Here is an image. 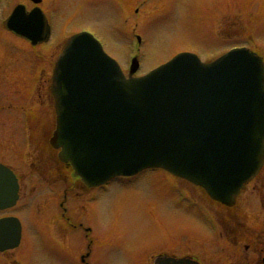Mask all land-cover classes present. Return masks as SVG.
I'll return each instance as SVG.
<instances>
[{
    "label": "rangeland",
    "instance_id": "rangeland-1",
    "mask_svg": "<svg viewBox=\"0 0 264 264\" xmlns=\"http://www.w3.org/2000/svg\"><path fill=\"white\" fill-rule=\"evenodd\" d=\"M18 3L24 4L27 10L35 6L30 0L0 2V64L6 67L1 79L21 84L18 87L10 84L9 89H18L27 96V106L31 99L36 103V99L44 112L51 107L49 73L41 68V62L33 68L36 60L30 56L31 46L5 30L1 23ZM37 5L52 28L49 42L34 48L36 55L46 54L47 62L57 55L50 57L51 52L56 49L60 52L64 41L81 30L92 32L125 74L135 55L139 60L136 74L145 73L180 52H193L206 61L246 41L251 42L247 47L264 56V0H41ZM14 143L12 137L0 139V145L7 152L10 150V155L8 152L0 156L1 160L18 169L27 170L31 163L35 164L33 168L46 167L45 157H41L31 141H24L20 148ZM51 167L48 163L47 168ZM33 178L27 177L21 202L8 212L27 220L28 230L22 245L9 255L21 257L25 264H65L66 258L69 259L66 264H80L75 257L83 242L79 233L60 240L57 236L60 244H67L68 248H63L66 258H53L49 254L55 243L50 240L49 226L46 229L45 223L58 212L57 203L64 184L59 180L58 187L51 188L46 181L39 183ZM32 188L34 196L29 197ZM178 188L184 189L186 197L195 204L203 207L207 204L195 186L162 170H147L133 178L113 180L104 188L71 190L65 206L72 207L69 210L73 216L92 227L97 239L89 260L91 264H147L151 253L184 248L198 250L206 238L207 226L197 220L199 214L194 211V204L186 200L181 204L176 202L178 197L174 191ZM240 197L246 207L242 208L243 223L250 225L262 219L264 185L250 184ZM30 232L34 235L30 236ZM222 242L219 240V249H233L230 242ZM238 248L243 250V244Z\"/></svg>",
    "mask_w": 264,
    "mask_h": 264
},
{
    "label": "water",
    "instance_id": "water-1",
    "mask_svg": "<svg viewBox=\"0 0 264 264\" xmlns=\"http://www.w3.org/2000/svg\"><path fill=\"white\" fill-rule=\"evenodd\" d=\"M4 26L33 44L50 34L41 11L21 4ZM136 65L126 78L91 34L67 39L51 87L57 118L50 142L59 160L88 187L161 167L232 205L264 160L261 57L235 48L203 63L184 52L132 77ZM16 191L14 175L0 164V208L14 203ZM17 232L9 242L0 238V249L15 246ZM156 264L187 263L160 257Z\"/></svg>",
    "mask_w": 264,
    "mask_h": 264
},
{
    "label": "flooded vegetation",
    "instance_id": "flooded-vegetation-1",
    "mask_svg": "<svg viewBox=\"0 0 264 264\" xmlns=\"http://www.w3.org/2000/svg\"><path fill=\"white\" fill-rule=\"evenodd\" d=\"M26 42L31 46L30 49L32 53L30 56L36 60L33 68H37V63L41 62V68H46L47 73H49L50 77L47 79L51 107L50 109L44 110L43 112L42 104L37 103L36 99V103H34L31 99L30 104L27 106V96L18 92V89H9L10 84L14 85V87H18L21 84L13 81L5 82L1 79L2 72L6 70V67L3 64H0V129L2 130L0 132V139L3 140L5 138L12 137L15 139L16 143L14 144H16L18 148H20V144H23L24 141H31L36 146L35 149L41 153V157H45L46 164L44 165L46 167L33 168L32 165L35 164L31 163L30 168L27 170H25L26 168L18 169L12 164L0 159V163L7 166L12 171L16 178L17 184V197L14 204L0 209V220L4 223L3 234L6 235L3 236L0 234V238L3 237L4 239H7V242L11 241L14 235H16L17 229V234L19 235V241L15 246L0 249V264H25L21 257H12L9 254L17 250L22 245L24 238H26L28 232V230L26 232L27 220L24 221L19 216L8 214V212L16 208L21 202V192L25 186L24 184L27 177H34L33 180L39 183L46 181L48 186H51V188L58 187L56 183H59V180H61L64 184L61 189V199L57 203L58 212L54 217H49L46 220L47 223H45L46 229L49 226L50 240L55 243H53L55 248L49 254L53 258L55 256H61L62 259L66 258V253L63 248L67 249L68 247L66 246L67 244H60V238L62 239L63 236L70 237L75 233H79L83 242L80 249L75 252V257H77L80 264H91L89 260L92 257L93 247L97 245V239L95 238L93 229L90 225L84 223L81 218L73 216L72 211L69 210L72 207H66L65 203L69 195L68 193L74 188L79 187L81 190L85 191L104 188L105 186L96 188L84 186L80 179L74 175L72 169L66 168V165H61L59 162L57 156L58 150H56L50 144V138L56 126V112L50 87L52 82L54 62L58 57L59 51L56 49L54 53L51 52L50 57L52 55H57L55 59H50L47 62L45 53L36 55L34 50L35 46L38 45L41 47L44 44L39 43L36 45H31L28 41ZM42 49H44V47H42ZM19 75H22V73ZM19 135H22V139L19 138ZM7 150L10 155V150ZM8 152L6 151V147L1 144L0 156L4 157ZM37 155L38 154L35 156L37 157ZM38 158L40 159L39 155ZM48 163L52 165L51 168H47ZM38 164L40 167L39 162ZM260 182L264 185V164L236 197L235 203L232 206H226L224 204L221 205L218 202L210 200L204 195L202 189L196 186L199 192L205 196L207 202L205 207L197 203V212L199 214L198 217V215L195 213V215L198 217L197 220L203 224V215L205 214L207 220L211 221V227H204L206 233V238L203 239L204 242L202 240L199 249L196 251H189L188 249L184 248V250L182 249L180 251H160L157 253H151L148 256L147 264H154L156 257L160 256L171 257L175 261H178V259H185V263L187 264H264V215L262 219H258V221L254 224L250 223L249 225L247 222L243 223L242 220L244 217V212L242 208L246 207L245 204L240 200V196L245 191L247 186L252 184L257 187V184ZM52 184L55 186H52ZM50 191L51 193H54L53 189ZM177 191L186 194L185 190L182 188H178L176 192ZM34 192L35 190L33 188L30 189L29 197L34 196ZM261 203L262 201L260 204ZM262 205H264V202ZM29 219L35 221V218L30 217ZM32 234L33 232H30V236H32ZM57 236L59 237V240L57 239ZM219 240L224 241L226 244L227 242H230L233 245V249H219ZM224 242H222V244H224ZM242 244L243 250H240L238 247ZM221 247L223 248L224 246ZM234 247L237 248V251L234 250ZM68 260L69 259L67 258L64 260L65 264L68 263Z\"/></svg>",
    "mask_w": 264,
    "mask_h": 264
}]
</instances>
